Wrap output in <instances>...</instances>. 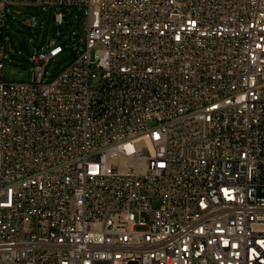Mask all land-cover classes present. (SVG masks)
Segmentation results:
<instances>
[{"label":"built area","instance_id":"built-area-1","mask_svg":"<svg viewBox=\"0 0 264 264\" xmlns=\"http://www.w3.org/2000/svg\"><path fill=\"white\" fill-rule=\"evenodd\" d=\"M19 6L86 11L55 75ZM130 263L264 264V0H0V264Z\"/></svg>","mask_w":264,"mask_h":264},{"label":"rangeland","instance_id":"rangeland-1","mask_svg":"<svg viewBox=\"0 0 264 264\" xmlns=\"http://www.w3.org/2000/svg\"><path fill=\"white\" fill-rule=\"evenodd\" d=\"M16 9L21 12L13 11L9 17L11 24L7 42L8 45H12L15 54L9 57L5 65L7 82H31L34 66L30 62V57L37 48L47 45L51 40L66 44L68 39H72L73 44H66L65 53L48 64L46 77L55 75L67 65L73 58V50L83 49L82 40L86 37L87 25L86 11L82 15L78 9L71 8L73 15L69 17L67 24L54 28L52 23H49L51 9L24 6ZM32 17L36 18L34 26L29 25L28 22ZM153 203L157 206L159 201L156 199Z\"/></svg>","mask_w":264,"mask_h":264},{"label":"water","instance_id":"water-1","mask_svg":"<svg viewBox=\"0 0 264 264\" xmlns=\"http://www.w3.org/2000/svg\"><path fill=\"white\" fill-rule=\"evenodd\" d=\"M30 21H31V26H34V25H35V18L32 17V18L30 19ZM67 44L70 45V40H67ZM130 264H136V263H130Z\"/></svg>","mask_w":264,"mask_h":264},{"label":"trees","instance_id":"trees-1","mask_svg":"<svg viewBox=\"0 0 264 264\" xmlns=\"http://www.w3.org/2000/svg\"><path fill=\"white\" fill-rule=\"evenodd\" d=\"M35 18V17H34ZM68 22V21H67ZM49 23H52V26L55 28V26L53 25V21H52V16L51 14L49 15ZM35 24H36V18H35ZM31 25V23L29 24Z\"/></svg>","mask_w":264,"mask_h":264}]
</instances>
